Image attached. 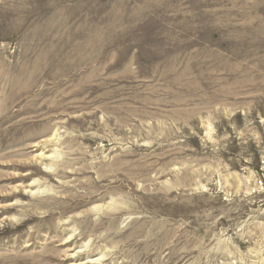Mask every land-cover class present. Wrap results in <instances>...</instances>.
<instances>
[{"label": "rangeland", "instance_id": "rangeland-1", "mask_svg": "<svg viewBox=\"0 0 264 264\" xmlns=\"http://www.w3.org/2000/svg\"><path fill=\"white\" fill-rule=\"evenodd\" d=\"M0 264H264V0H0Z\"/></svg>", "mask_w": 264, "mask_h": 264}]
</instances>
